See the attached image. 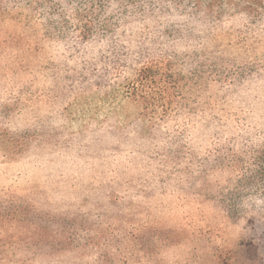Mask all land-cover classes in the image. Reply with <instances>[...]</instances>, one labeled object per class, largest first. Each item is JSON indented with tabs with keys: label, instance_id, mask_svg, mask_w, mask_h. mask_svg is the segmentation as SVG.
Listing matches in <instances>:
<instances>
[{
	"label": "trees",
	"instance_id": "trees-1",
	"mask_svg": "<svg viewBox=\"0 0 264 264\" xmlns=\"http://www.w3.org/2000/svg\"><path fill=\"white\" fill-rule=\"evenodd\" d=\"M79 96L111 110L98 128L66 132ZM263 124L264 0H0V151L62 164L60 183L33 190L11 221H54L94 200L102 212L148 191L164 201V188L238 218L246 202L264 205V140L248 134ZM70 170L83 178L63 186ZM41 227H23L33 256L42 245L60 259L76 241ZM16 239L0 231V249Z\"/></svg>",
	"mask_w": 264,
	"mask_h": 264
},
{
	"label": "rangeland",
	"instance_id": "rangeland-1",
	"mask_svg": "<svg viewBox=\"0 0 264 264\" xmlns=\"http://www.w3.org/2000/svg\"><path fill=\"white\" fill-rule=\"evenodd\" d=\"M117 106L112 110H117L121 120L132 110L127 103ZM100 109L96 99L79 96L67 110L68 122L61 126L70 133H80L87 127L98 128L107 110H111L105 107L98 111ZM248 134L264 140V129ZM39 157L44 168L36 163ZM48 157V151H30L15 162L0 151V231L7 234L8 239L9 235L17 236L14 247L12 241L1 247L0 264H264L263 204L246 202L240 217L235 218L223 212L224 209L221 211L222 208L218 207V211L203 195L194 196L191 191L179 189L171 197L170 190L165 188L167 194H155L164 201L156 200L148 191L140 198H130L120 208L103 202L105 208L101 212L91 209L92 204H97L94 200L77 209L80 213L76 210L57 212L58 218L54 221L37 220L22 209L21 212L27 211L21 215L26 224L34 222V226L51 228L41 227L37 236L47 238L43 235L47 230L56 234L64 228L68 232L62 236L70 235L76 240L70 249L57 256L60 259L48 258L50 251L42 245L35 246L37 256H33V249H21L26 240L23 232L26 224L11 221L8 216L15 208L22 207L36 188L45 190L48 184L60 183L56 173L62 164L56 161L50 164ZM176 177L178 181L184 180V172L178 171ZM82 178L70 170L61 183L63 186L71 182L78 184ZM79 196L77 204L81 202ZM83 211L87 217L81 216ZM62 215L67 218L64 223L60 221ZM249 218H254L255 222L247 224ZM118 230L128 235L123 237ZM50 241L58 244L54 237Z\"/></svg>",
	"mask_w": 264,
	"mask_h": 264
}]
</instances>
